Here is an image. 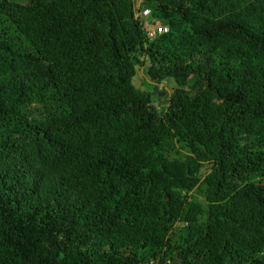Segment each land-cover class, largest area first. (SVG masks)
<instances>
[{"label":"trees","instance_id":"16d2710c","mask_svg":"<svg viewBox=\"0 0 264 264\" xmlns=\"http://www.w3.org/2000/svg\"><path fill=\"white\" fill-rule=\"evenodd\" d=\"M0 264H264V0H0Z\"/></svg>","mask_w":264,"mask_h":264},{"label":"rangeland","instance_id":"374dc122","mask_svg":"<svg viewBox=\"0 0 264 264\" xmlns=\"http://www.w3.org/2000/svg\"><path fill=\"white\" fill-rule=\"evenodd\" d=\"M132 82L137 87L154 91V104L160 109L166 106L169 93L175 86L173 79H166L158 82L151 80L146 73V62L143 66H137L136 74L133 76ZM206 170L207 169L203 172H206Z\"/></svg>","mask_w":264,"mask_h":264},{"label":"built area","instance_id":"2783aa9c","mask_svg":"<svg viewBox=\"0 0 264 264\" xmlns=\"http://www.w3.org/2000/svg\"><path fill=\"white\" fill-rule=\"evenodd\" d=\"M136 6H139V2L136 3ZM150 9L147 6H142L135 12V16L140 18V20L145 23V30L147 32L148 37H153L157 33H162L167 31V26L160 23L159 21H156L155 23H149L148 17L150 15Z\"/></svg>","mask_w":264,"mask_h":264}]
</instances>
